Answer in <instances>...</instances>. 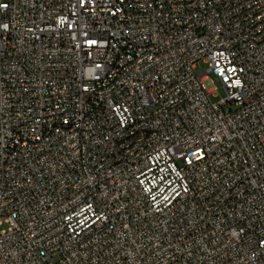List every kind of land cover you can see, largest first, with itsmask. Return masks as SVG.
I'll return each mask as SVG.
<instances>
[{"label":"built area","instance_id":"obj_1","mask_svg":"<svg viewBox=\"0 0 264 264\" xmlns=\"http://www.w3.org/2000/svg\"><path fill=\"white\" fill-rule=\"evenodd\" d=\"M0 264H264V0H0Z\"/></svg>","mask_w":264,"mask_h":264},{"label":"rangeland","instance_id":"obj_2","mask_svg":"<svg viewBox=\"0 0 264 264\" xmlns=\"http://www.w3.org/2000/svg\"><path fill=\"white\" fill-rule=\"evenodd\" d=\"M201 65H202V66H205L204 63H201ZM201 65L198 67V68H199V71H202V70H203V68L201 67ZM211 85H213V84H211ZM218 86H219V90L223 93V92H224V91H223V88L221 87V85H220L219 83H218ZM211 96H212V98H213L214 100L217 99V97L214 96V94H212ZM4 226H7V224H4ZM56 255H57V253H54V254H53V259H56Z\"/></svg>","mask_w":264,"mask_h":264}]
</instances>
